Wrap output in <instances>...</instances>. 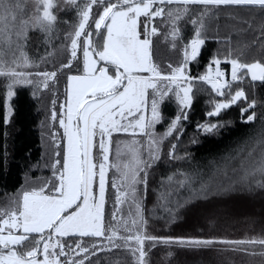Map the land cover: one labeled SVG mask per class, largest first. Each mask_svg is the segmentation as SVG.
<instances>
[{"label":"snow or ice","instance_id":"snow-or-ice-1","mask_svg":"<svg viewBox=\"0 0 264 264\" xmlns=\"http://www.w3.org/2000/svg\"><path fill=\"white\" fill-rule=\"evenodd\" d=\"M62 5L71 6L77 16L66 35L67 59L52 71L22 70L39 68L54 55L46 52L39 62H33L24 50L31 31L48 36L55 30L56 11ZM230 7L259 9L264 14V0H0V78L6 82L8 98L15 95L17 86H34V96L41 89L50 90V82L55 85L58 73L67 70L59 113L56 99L51 102V120L58 122L66 141L62 157L59 151L55 154L61 158L54 160V182L23 190L0 206V264H90L98 252L113 250L126 251L132 264H148V253L157 244L210 248L221 243L232 246L231 250L259 244L264 249V238L217 241L150 235L143 216L139 186L143 185L146 192L148 169L160 160L164 140L174 134L179 140L181 122L188 119L193 102V81L210 86L217 97L223 98L211 101L207 117H218L243 103L242 117L253 110L244 122L256 119V101L248 99L243 87L233 89V84L247 78L264 83V60L246 61L241 58L243 52L233 56L229 48L223 61L214 56L204 74L190 75L189 64L197 60L207 38L205 19H218L220 10ZM185 18L193 26L187 42L180 27ZM157 39L180 56L166 69L153 56ZM224 42L231 44L230 38ZM257 43L264 48V25L253 41ZM222 62L231 66L230 80L220 68ZM169 97H175L180 112L158 135L156 125L163 123L161 106ZM218 126L205 123L198 128L211 132ZM116 133L131 139L117 144L115 160L110 162ZM262 145L264 139L257 140L243 156L241 147L207 180L199 173L178 171L168 176L170 190L161 193V206L174 221L173 209L168 207L173 190L187 189L191 193L183 203H176L179 208L220 192L264 189ZM176 147L171 144L169 159H182L176 155ZM258 147L259 154L254 157ZM234 160H238V166L232 165ZM110 170H114L111 179ZM219 176L223 182H217ZM197 182L199 187H193ZM110 199V220L106 224ZM86 238L92 242H86ZM259 255L264 256V251Z\"/></svg>","mask_w":264,"mask_h":264},{"label":"trees","instance_id":"trees-1","mask_svg":"<svg viewBox=\"0 0 264 264\" xmlns=\"http://www.w3.org/2000/svg\"><path fill=\"white\" fill-rule=\"evenodd\" d=\"M56 15L55 30L48 36L31 31L28 46L24 50L33 62H39L46 52H53L54 55L40 63L39 68L22 70L52 71L67 59L64 47L68 43L66 35L72 31L77 16L68 5H62ZM156 23L159 25V20ZM205 25L207 38L197 60L189 64L191 76L204 74L214 56L223 61L229 48L233 56L243 52L241 58L246 61L264 60V48L258 43L253 44L259 36L261 25H264V14L259 9L224 8L220 10L218 19L206 18ZM180 27L184 41L187 42L193 34V26L185 18L180 22ZM229 38L231 44L225 43ZM177 46L179 48V41ZM153 56L162 69H166L169 62L175 64L180 59L177 51L171 50L168 44L159 39L154 41ZM220 68L225 72L226 79L230 80V64L222 62ZM66 74L67 70L58 73V82L55 85L50 82V90L41 89L36 96L33 95L36 91L34 86H17L10 102L6 82L0 78V206L17 197L23 190L38 188L46 181L54 182V160L62 157L66 141L62 137L63 129L58 122L51 120V102L56 99L55 108L59 113L60 103L64 100ZM238 87L244 88L249 100L256 101V119L253 122H244L253 110L250 109L242 117L240 109L245 106L243 103L233 105L218 117H207L206 113L212 109L211 101L223 98L217 97L210 86L193 81V102L187 113L188 119L181 122L182 134L179 140L175 139V134L164 140L160 160L148 169L146 192L143 185L139 186L143 194V216L147 221L148 234L217 241L264 238V189L220 192L206 199H194L179 208L176 203H183L191 193L187 189L173 190L168 197V207L173 209L174 221L161 206L164 203L160 200L161 193L170 190L168 176L178 171L199 173L207 180L213 177L217 166L225 158L236 156L241 147L244 149L242 156L246 155L257 140L264 139V83L252 82L247 78L241 84H233V89ZM161 112L163 123L157 126V132L163 134L168 123L179 114L180 108L173 100H167ZM205 123L221 126L211 132H204L198 125ZM173 143L177 145L176 155L182 159H169L168 152ZM57 151L61 157L55 155ZM259 151L258 147L254 157ZM232 165L238 166V160H234ZM228 173L232 175L231 168ZM216 179L217 182L224 181L222 176ZM193 187H199V182ZM111 203L110 199L106 206V224L110 220ZM86 242L91 243L92 240L86 238ZM145 247L147 249V243ZM231 247L221 243L210 248L157 244L149 251L147 259L148 264H264V256L259 255L264 251L261 245H239L238 250H231ZM90 264H132V257L122 250L101 251L91 257Z\"/></svg>","mask_w":264,"mask_h":264},{"label":"rangeland","instance_id":"rangeland-1","mask_svg":"<svg viewBox=\"0 0 264 264\" xmlns=\"http://www.w3.org/2000/svg\"><path fill=\"white\" fill-rule=\"evenodd\" d=\"M229 77H230V74H229ZM225 79H226V77H225ZM12 97L9 98V102H10V99H12ZM167 100H173L179 106V104H178L177 100L175 99V97H169ZM179 108H180V106H179ZM161 111H162V106H161ZM158 125L159 124L156 125L155 132L159 135L160 133L157 132V126ZM116 136H117V138H115ZM118 139H121L120 141H128V140L131 139V137H129L128 135L123 134V133H116V134L113 135V143H115V140L118 141V142L113 145V153H112V155H110V162H114V160H115L116 147H117V144L120 142ZM137 139L143 140L144 138L143 137H137ZM121 147H122V145H121ZM113 174H114V170H110L109 173H108L109 178L111 176L113 177ZM123 208H124L125 215H126V213H127V205L123 206ZM126 218H127V216H126ZM196 264H201V263H196Z\"/></svg>","mask_w":264,"mask_h":264}]
</instances>
